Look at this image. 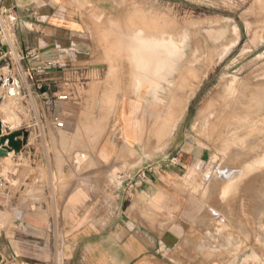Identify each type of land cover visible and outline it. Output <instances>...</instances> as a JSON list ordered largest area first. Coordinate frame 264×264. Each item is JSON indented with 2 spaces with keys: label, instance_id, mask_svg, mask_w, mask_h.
<instances>
[{
  "label": "crops",
  "instance_id": "0c3cea01",
  "mask_svg": "<svg viewBox=\"0 0 264 264\" xmlns=\"http://www.w3.org/2000/svg\"><path fill=\"white\" fill-rule=\"evenodd\" d=\"M121 2L0 0L9 52L0 76L12 79L10 87H0V122L27 133L21 151L0 158V166L52 167L55 152L63 158L68 149L59 141L71 125L100 118V125L87 123L89 130L107 126L96 140H86L82 155L93 168L84 166L79 178L13 179L10 186L0 177V199L11 196L20 215L0 229V247L11 241L15 251L0 250V264L196 262L181 253L180 235L172 233L188 214L179 205V176L200 158L180 130L181 105L190 98L179 72L187 68L165 62L140 74L142 63L130 61L127 39L134 24L148 30V17L119 13ZM7 98H15V113L5 109ZM107 103L113 104L110 118L99 115ZM14 117L19 122L12 123ZM110 171L116 178H108Z\"/></svg>",
  "mask_w": 264,
  "mask_h": 264
},
{
  "label": "rangeland",
  "instance_id": "374dc122",
  "mask_svg": "<svg viewBox=\"0 0 264 264\" xmlns=\"http://www.w3.org/2000/svg\"><path fill=\"white\" fill-rule=\"evenodd\" d=\"M122 1L118 6L119 13L148 17L149 23V30L144 29L143 32L140 24H134L128 40L132 41L135 37L133 41L137 43L143 34L156 42L162 39L173 41H166L162 49L160 45L150 48V52L153 51L150 57L154 59L152 66L166 62L186 65L187 68L179 72L183 74L182 82H185L186 75L190 98V102L182 103V115L185 118L182 119L180 130L184 134V141L199 151L200 158L179 176L184 178L183 198L179 205L182 212L188 214L182 216L179 231L172 233L180 235L181 253L196 256L194 264H264V166L261 165H264V2ZM234 26L237 32L233 35ZM233 43L234 46L228 50V45ZM174 45L180 48L179 52L174 50ZM225 50H228L227 55L223 57ZM130 61H133L131 57ZM148 72L143 70L139 73ZM9 76H0V81L5 78L6 82ZM229 87L235 92L230 93ZM224 101H228L227 105ZM15 102V98H7L5 109L15 113ZM104 111L110 118L113 104H101L99 115ZM90 117H95L94 113ZM100 120L98 118V125ZM10 121L19 122L15 117ZM90 121L97 122L85 118L84 122L71 125L69 132L60 136L59 142L65 143L68 149L63 151V158L55 152L56 164L52 167L35 169L30 167L28 161L22 162V165L10 161L0 166V177L10 182V186L14 185L13 179L79 178L84 166L93 168L92 162L82 155L86 140H96L100 133L98 129L103 131L107 127L96 126V130H89L87 123ZM5 129L6 133L7 130L14 131L8 127ZM212 129L215 132H211ZM165 138L168 141L169 135ZM217 139L223 140L222 144L228 140V147L224 149L226 143L222 146L219 140L216 143ZM254 162L257 166L260 163L261 167L254 166ZM108 173V178H116L114 172ZM13 203L11 196L0 199V229L20 217L14 214ZM8 243L10 245L0 247L4 255L15 252L11 241ZM57 255L54 248V260Z\"/></svg>",
  "mask_w": 264,
  "mask_h": 264
},
{
  "label": "bare ground",
  "instance_id": "6f19581e",
  "mask_svg": "<svg viewBox=\"0 0 264 264\" xmlns=\"http://www.w3.org/2000/svg\"><path fill=\"white\" fill-rule=\"evenodd\" d=\"M255 5H256V4H255ZM145 24H146V23H145ZM148 24H149V23H148ZM150 24H151V23H150ZM153 24H154V23H153ZM182 24H183V23H182ZM219 26H220V25H219ZM148 27H149V26H148ZM157 28H158V27H157ZM186 28H188V27H186ZM249 29H250V27H249ZM142 30H143V28H142ZM148 30H149V29H148ZM150 30H151V29H150ZM144 31H145V30H144ZM166 31H167V30H166ZM232 31H233V35L236 34V32H237V27L234 26ZM250 31H251V30H250ZM150 32H151V31H150ZM169 32H170V30H169ZM172 32H173V31H172ZM148 33H149V32H148ZM157 33H158V32H157ZM160 33H161V32H160ZM165 33H166V32H165ZM153 34H154V33H153ZM155 34H156V33H155ZM140 37H141L140 39H139V38H136V39H139V41H137V43L135 42L136 40L133 41L135 37L132 39V41L128 40V39H129V38H128V39H127V40H128V46H129V47L131 48V50H132V55H131V56H132L133 61H134V62H138V61H139V62H142V63H143V67H141V68H143V70H149V68L154 67V66H152V64L154 63V59L152 60L151 57H150V56L152 55L151 52H153V51L150 52V48H151V47H154L155 45H160V47H161L160 49H162V47H163V45H165V42H166V41H167V42H172V43H173V41H172V40H169V39L167 38L168 40H166V41H165V39H162V40L156 42V41L150 39L149 37L144 36L143 34H142V36H140ZM155 37H156V36H155ZM153 39H154V37H153ZM156 39H157V38H156ZM201 42H202V41H201ZM182 43H183V42H182ZM174 44H175V43H174ZM196 44H197V43H196ZM205 44H206V42H205ZM167 45H168V44H167ZM167 45H166V46H167ZM181 45H182V44H181ZM181 45H180V46H181ZM168 46H169V45H168ZM204 46H205V45H204ZM206 46H207V45H206ZM228 46H229V47H228V50H229L231 47L234 46V43L231 44V45H228ZM173 47H174V50H175L176 52H179V51H180V48H179L177 45H174ZM214 47H215V46H214ZM139 48H140V50H141V49H144V51H143V52H144L143 56L136 54V53L139 51V50H138ZM155 48H156V47H155ZM157 48H158V47H157ZM165 48H168V47H165ZM165 48H164V49H165ZM152 49H153V48H152ZM158 49H159V48H158ZM181 49H182V48H181ZM153 50H154V49H153ZM170 50H171V49H170ZM170 50H169V51H170ZM228 50H225L226 52L224 53L223 57L225 56V54L227 53ZM140 52H141V51H140ZM154 52H155V50H154ZM172 52H173V51H172ZM176 52H175V53H176ZM175 53H174V55H175ZM218 53H220V52H218ZM218 53H217V54H218ZM154 54H155V53H154ZM160 54H161V53H160ZM165 55H166V54H165ZM176 55H177V54H176ZM226 55H227V54H226ZM131 56H130V57H131ZM157 56H158V55H157ZM166 56H167V55H166ZM168 57L170 58V57H172V56H168ZM168 57H167V58H168ZM175 57H176V56H175ZM175 57H173V58H175ZM217 57H218V55H217ZM220 57H222V56H220ZM157 58H158V57H157ZM159 58H160V57H159ZM176 58H177V57H176ZM189 59H190V58H189ZM121 61H122V60H121ZM218 61H219V59H218ZM126 70H127V69H126ZM127 71H128V70H127ZM117 72H118V71H117ZM140 72H141V71H140ZM138 74H139V73H138ZM141 74H142V73H141ZM113 80H114V79H113ZM125 82H126V81H125ZM122 83H123V82H122ZM228 85L230 86V85H233V84H228ZM116 86H117V85H116ZM235 86H236V84H235ZM227 87H228V86H227ZM227 87H226V89H227ZM177 88H178V87H177ZM240 88H241V87H240ZM240 88H239L238 90H241ZM233 89H235V87H233ZM127 90H128V89H127ZM228 90H229L230 93L233 92V91L235 92V90L231 91V88H230V87H229ZM123 92H124V91H123ZM126 92H127V91H126ZM11 93H12V92H11ZM224 93H225V92H224ZM227 93H228V92H227ZM228 94H229V93H228ZM122 95H123V94H122ZM172 95H173V94H172ZM112 98H113V97H111V99H112ZM157 99H158V98H157ZM220 101H222V100H220ZM220 101H219V102H220ZM224 102H226V101H224ZM227 102H228V101H227ZM227 102H226V105H227ZM222 103H223V102H222ZM229 103H230V102H229ZM229 103H228V104H229ZM223 104H224V103H223ZM223 104H220V105H222V108H224V107H223ZM220 105H218V106L220 107ZM224 105H225V104H224ZM181 106H182V105H181ZM236 106H237V105H236ZM227 107H229V105H228ZM227 107H226V110H227ZM231 107H232V104H231ZM236 108H237V107H236ZM184 109H185V108H184ZM213 109H214V108H213ZM216 109H217V107H216ZM228 109H229V108H228ZM170 110H171V108H170ZM172 113H173V112H172ZM145 114H146V113H145ZM229 114H230V113H229ZM234 114H235V113H234ZM217 115H218V114H217ZM220 115H221V114H220ZM235 115H236V114H235ZM212 116H213V115H212ZM216 118H217V117H216ZM241 119H242V118H241ZM206 121H207V120H205V123L209 124L208 121H207V122H206ZM214 121H215V119H214ZM216 121H218V120H216ZM211 122H213V121L211 120ZM211 122H210V123H211ZM232 122H233V121H232ZM215 123H216V122H215ZM217 123H218V122H217ZM235 123H236V122H235ZM235 123H234V124H235ZM237 123H238V122H237ZM240 124H241V123H240ZM1 125H2V124H1ZM163 125H164V124H163ZM209 125H210V124H209ZM173 126H174V125H173ZM209 127H210V126H209ZM216 127H217V126H216ZM234 128H236V126H235ZM6 129H7V128H6ZM6 129H5V127L2 126V130H3L5 133H6ZM145 129H146V128H145ZM209 129H211V127H210ZM217 129H218V127H217ZM233 130H234V129H233ZM7 131H8V130H7ZM149 131H150V130H149ZM210 131H211V130H210ZM213 131H214V130L212 129L211 132H213ZM142 132H143V131H142ZM208 132H209V131H208ZM214 132H215V131H214ZM2 133H3V132H2ZM146 133H147V132H146ZM212 134H213V133H212ZM212 134H210V135H212ZM219 134H220V132H219ZM219 134H216L215 136H218V137H219V136H220ZM237 134H238V133H237ZM237 134H236V135H237ZM3 135H5V134H3ZM233 135H234V134H233ZM236 135H235V136H236ZM208 136H209V134H208ZM139 137H140V135H139ZM206 137H207V136H206ZM212 137H213V136H212ZM212 137H209V138L212 139ZM218 137H217V138H218ZM222 137H223V136H222ZM229 137H230V135H229ZM229 137H228V138H229ZM228 138H227V139H228ZM235 138H236V137H235ZM139 139H140V138H139ZM211 139H210V140H211ZM215 139H216V138H215ZM215 139H214V140H215ZM220 139L225 140V138H220ZM229 139H230V138H229ZM238 139H239V137H238ZM240 139H241V138H240ZM20 140H21V139H20ZM218 140H219V139H217V140H216L217 142H216V141H215V142H216V143H219L220 140H219V141H218ZM223 140H222V141H223ZM232 140H233V137H232ZM234 140H235V139H234ZM110 141H111V140H110ZM222 141H220V143H221ZM226 141H228V140H226ZM226 141L224 142V143H226V146L224 147V149H225L226 147H228V145H229V144H228L229 142L227 143ZM213 142H214V141H213ZM215 142H214V143H215ZM237 142H239V141H237ZM237 142H233V144H235V143H237ZM224 143H223V144L221 143L222 146H224ZM231 143H232V141H231ZM227 144H228V145H227ZM212 145H213V143H212ZM214 145H215V144H214ZM216 145H217V144H216ZM216 145H215V146H216ZM219 145H220V144H219ZM22 146H23V145H22ZM218 147H219V146H218ZM215 148H216V147H215ZM219 149H222V148H219ZM13 154H16V155H17L18 153H15L14 151H11V152L6 153V155H13ZM6 155H5V156H6ZM262 159H263V157H262ZM262 159H261V160H262ZM263 160H264V159H263ZM262 162H264V161H262ZM260 163H261V161H260ZM260 163H259V165H260ZM253 165H254V166H257V165H256V162H254ZM259 165H258V166H259ZM261 165L264 166L263 164H261ZM261 165H260V167H261ZM258 166H257V167H258ZM230 175H231V174H230ZM230 175H229V176H230ZM227 178H228V177H227ZM236 182H237V181H236ZM236 182H235V183H236ZM232 184H233V183H232ZM227 188H228V187H227ZM228 190H229V189H228ZM218 213H219V212H218ZM216 214H217V213H216ZM218 215H219V214H218ZM210 218H211V217H210ZM224 218H225V217H224ZM211 220L213 221V219H211ZM216 220H217V219H216ZM225 221H226V220H225ZM228 222H229V221H228ZM227 227H228V226H227ZM231 227H232V226H231ZM235 231H236V229H235ZM240 231H241V230H240ZM231 233H232V232H231ZM238 237H239V236H238ZM255 239H256V238H255Z\"/></svg>",
  "mask_w": 264,
  "mask_h": 264
},
{
  "label": "water",
  "instance_id": "95a60500",
  "mask_svg": "<svg viewBox=\"0 0 264 264\" xmlns=\"http://www.w3.org/2000/svg\"><path fill=\"white\" fill-rule=\"evenodd\" d=\"M12 85V79L7 78L6 82H0V86L6 88L7 86ZM2 125L0 122V158L5 157L6 153L14 151L15 153H19L21 151L22 143L24 142L27 133L24 130H17L9 132L7 131L6 135L2 136ZM22 137L23 140H18V138Z\"/></svg>",
  "mask_w": 264,
  "mask_h": 264
},
{
  "label": "built area",
  "instance_id": "2783aa9c",
  "mask_svg": "<svg viewBox=\"0 0 264 264\" xmlns=\"http://www.w3.org/2000/svg\"><path fill=\"white\" fill-rule=\"evenodd\" d=\"M4 41H5V34L0 27V61H5L9 58V52H7L4 49ZM60 100H66L67 96H60ZM55 126L57 128H63L64 127V122L63 121H58L57 119L54 120Z\"/></svg>",
  "mask_w": 264,
  "mask_h": 264
}]
</instances>
